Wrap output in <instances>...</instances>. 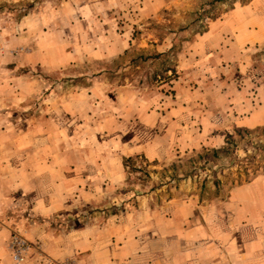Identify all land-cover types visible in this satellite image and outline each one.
Listing matches in <instances>:
<instances>
[{
	"label": "rangeland",
	"instance_id": "374dc122",
	"mask_svg": "<svg viewBox=\"0 0 264 264\" xmlns=\"http://www.w3.org/2000/svg\"><path fill=\"white\" fill-rule=\"evenodd\" d=\"M263 22L252 0H0V260L264 264Z\"/></svg>",
	"mask_w": 264,
	"mask_h": 264
},
{
	"label": "crops",
	"instance_id": "0c3cea01",
	"mask_svg": "<svg viewBox=\"0 0 264 264\" xmlns=\"http://www.w3.org/2000/svg\"><path fill=\"white\" fill-rule=\"evenodd\" d=\"M262 3H264V0H252L253 5H255V4L261 5ZM260 31H261V33L259 34L260 39L258 42L264 43V22L261 25ZM2 219H4V218L0 217V248H3V250L6 251L4 248L6 246L5 241H7L9 238L8 232L11 231V229H14V227L12 225H8V224L3 223ZM46 248H48V250H49V253H47L48 257L51 256V257H54L55 259H58L61 257V255L59 253H57L59 251H56L54 246H50L49 242L46 244ZM0 264H13V262H12L11 258H9L8 260H6V259H4L3 261L0 260ZM26 264H44V263H41L40 259H35L34 262L28 261V263H26Z\"/></svg>",
	"mask_w": 264,
	"mask_h": 264
},
{
	"label": "built area",
	"instance_id": "2783aa9c",
	"mask_svg": "<svg viewBox=\"0 0 264 264\" xmlns=\"http://www.w3.org/2000/svg\"><path fill=\"white\" fill-rule=\"evenodd\" d=\"M31 249V245L29 241L24 239L22 236L18 234H14L12 239L9 243V250L13 256V259L18 262L22 263L25 261V257ZM46 264H80L75 260H64V261H57V260H48Z\"/></svg>",
	"mask_w": 264,
	"mask_h": 264
},
{
	"label": "trees",
	"instance_id": "16d2710c",
	"mask_svg": "<svg viewBox=\"0 0 264 264\" xmlns=\"http://www.w3.org/2000/svg\"><path fill=\"white\" fill-rule=\"evenodd\" d=\"M160 56H163V55L157 54L153 58H158ZM236 133H237V135L239 137H241V130H238ZM246 133H249V132L246 131ZM233 145H236V140H235V138L232 135H228L226 137V143H225V145L221 149H215V150L212 151V157H218L220 154H224V155L229 154L231 152V150H232L231 147ZM207 155H209V154H207ZM135 163H136V161L133 158H127V159H125V163L124 164H125L126 168L128 169V172L129 173L132 170H136Z\"/></svg>",
	"mask_w": 264,
	"mask_h": 264
}]
</instances>
